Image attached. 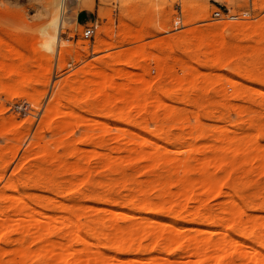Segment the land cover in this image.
<instances>
[{
    "label": "rangeland",
    "instance_id": "1",
    "mask_svg": "<svg viewBox=\"0 0 264 264\" xmlns=\"http://www.w3.org/2000/svg\"><path fill=\"white\" fill-rule=\"evenodd\" d=\"M205 1H208L209 4L206 13L202 11L201 4ZM90 7L96 11V31L93 38L85 39L82 37L84 28L76 25L74 16L81 8ZM81 8H79L77 0H0V189L7 178L13 175L18 164L26 167L24 168L26 171L31 169L30 173L33 175H29L32 176L33 183L30 184V193L40 198L43 197L44 201L48 197V200L50 199L53 203L52 209L48 212L57 218V222L59 221V223H54L56 229L51 236L52 241L66 242L64 237L67 230L58 217L68 216L78 218L83 222L87 219L107 215L105 211L108 210L130 211L133 208L124 207L121 204L99 203L97 197L101 194H106L112 199L121 196L128 197L134 185L143 183L142 187H148L151 185V181L153 185L155 184L154 179L156 181L158 177L156 175L164 172L163 169L166 167L164 163V166L162 163L160 167V164L156 165L157 169L156 166L151 168L152 164L149 161H141L137 158L134 160V157L130 158V161L127 152L133 147L139 149L136 144L140 140L136 135H131L132 133L142 132L162 148L171 150L173 152L171 155L175 157L185 156V150H188L189 153L193 150H202L200 143H202V147L207 143L212 144L209 147H213V144L218 145L216 138L221 132L229 135H232L234 131L239 134L257 133L259 142L264 146V84L252 82L245 77L236 75L232 71L234 62L227 67L216 68L214 71L208 64L201 61L204 57L197 54L201 60H195L193 64L201 74L199 75L200 79L213 71L212 73L217 74V76L216 74L211 76L215 81L217 80L215 85L211 86L202 80L196 85V91L188 89L189 92L186 91L185 96L179 95L173 100L166 99L170 107L173 105L172 108L174 107L177 115L166 116L170 110V107H166L164 110L158 111L160 117L158 116L157 122L150 121V117L153 116L151 107L142 110L146 103L153 101L151 97L146 100L134 99L133 104L127 106L122 102L124 95L115 91H109L108 96L97 99L94 93L88 95L87 91L86 94L85 91L77 92L74 89L75 85L90 79L93 71L98 69L108 73L119 85L129 83L138 90H146L150 87L153 92L160 90L161 93L174 90L176 87L179 88V83H175L174 77H182L185 74V62H173L174 58L185 61L191 55L193 57L197 55L186 53L182 48L162 51L161 57L168 59V63H166L164 71L161 72L158 68L160 62L155 57L158 49L150 48L151 45L159 40L171 39L187 33L195 28L206 30L211 25L219 26L220 24L221 28L218 27L217 31L221 33V36L216 35L217 40L214 36L212 39L218 44H220L219 37L224 39L222 42L226 49L228 45L230 52L232 51L230 46L234 47V53L230 54L232 56L236 53L238 46L249 44L237 36L239 31H233L232 26L234 24L251 25L264 20V0H93V2L83 0ZM215 12H220V16L214 17ZM88 20L87 16L82 17V22ZM205 30L204 33L208 31ZM218 33L216 32V34ZM17 37L21 42H16L19 41L15 40ZM5 42L13 43V46L7 47ZM98 42H103L104 47L94 53L93 49L99 45ZM223 43L221 44L223 45ZM80 47H87L88 53L79 52ZM69 48L73 50H71L72 53L66 50ZM76 50L78 51L76 52ZM130 63L132 66H128ZM206 79L204 78V80ZM230 79L238 80L249 87L243 96L233 99V87ZM66 83L70 85L65 88L62 94L66 98L62 101L63 107L52 111V107L59 101L58 99H61L60 88H63ZM204 88H209L208 94H205ZM101 103H108L114 107L115 112L120 110L123 115L129 114L132 119L137 121L148 118L147 128L142 131L133 122L123 123L117 120L114 115L109 116L104 113L103 115L102 112H98ZM207 111L212 112L208 117L205 115ZM192 113L200 114L198 115L200 121L202 120L201 128L195 129L196 120L192 117ZM64 116L70 124L69 128L61 133V131L55 130L54 124ZM181 118H183L182 122ZM93 119L96 121L94 122ZM186 119L187 122L190 120V123H186ZM159 127H162L167 133L165 137L154 136ZM119 128H122L120 130L125 135L122 133V136L120 135ZM129 136L133 137L129 140ZM90 139H92V143L98 144H90ZM193 145L195 149H187L189 147L191 149ZM186 146L188 147L186 148ZM77 147L86 151L85 154L80 152L86 159L82 161L85 170L78 173L76 169L75 171L74 169L70 170V168L76 167L78 161L76 159L80 158L75 156ZM151 148L149 146L147 149L151 150ZM43 152L49 156L40 154ZM89 153L92 155L90 156ZM99 153H103L105 156H100ZM107 153L113 155L110 156L111 158L119 155L120 158L117 157V159H120L122 163L116 165L120 166L119 168L104 167V163L108 159ZM95 154L97 156H94ZM88 155L89 157H87ZM98 155L106 159H101ZM80 160H84L83 157ZM74 161H76L75 166H73ZM45 163L48 165L45 166ZM246 163L239 161L235 163V167L239 169L236 174L239 175H234L241 178L240 190L251 199L256 200L258 204L264 205V170L257 169L256 164L260 165L259 162L248 161V164ZM253 166L256 169L254 168V172L246 177L245 171ZM37 168L43 170L41 172L46 173L47 171L50 175L40 173L39 169L37 172H33ZM86 169L87 174L85 173ZM57 172L58 175L54 176L53 174H57ZM34 174L37 177H34ZM191 175L196 178V173ZM182 176V172L179 171L178 177L182 178ZM42 179L46 185L43 184ZM49 181L50 184H55L53 191L56 194L53 191L52 193L46 189L43 190L44 188L34 187L39 184L49 186ZM37 182L39 183L36 184ZM229 184H232L231 180L227 181V185ZM58 185L61 188L60 194L57 193ZM124 185H128V187L125 188ZM227 185L224 186V191H228ZM75 187L78 188L73 189ZM92 188L95 189L97 196L92 199L84 197L83 193ZM172 190L175 191L174 188ZM156 194L157 191H150L147 196L155 199ZM212 197L205 201L204 210L215 215L220 204L226 202L227 196L221 194ZM61 203L77 206L64 211ZM190 205L194 206L196 203L193 202ZM92 207H95L96 210ZM97 208H104V211ZM262 211L264 209L249 212L253 215H260L264 214ZM146 214L147 212H138L139 217ZM156 217L164 222L172 218L166 214ZM188 219H190L189 216L187 219H179V225L185 229L182 230L183 232L193 233L197 224ZM140 223L141 219L138 217L133 220L119 221L120 225L128 227ZM209 228L210 231L216 228L215 223H210ZM40 237L37 234L26 236L24 247L29 250L31 255L27 264H43L39 253L42 254L41 246L44 245L45 240L43 238L41 240ZM19 238L18 234H11L5 247L6 250L0 247L1 264L8 260H19L15 253L16 247L20 246ZM90 242L96 243L93 239H90ZM72 243L75 244L74 241ZM105 248L100 246V250L107 255H113L111 249ZM12 249L13 251H11ZM8 250L11 253L9 256L7 253L4 254ZM36 251L39 253L37 254ZM120 257L122 260L129 258L126 254H121ZM170 257L180 260L178 252H172ZM115 263L117 264V261Z\"/></svg>",
    "mask_w": 264,
    "mask_h": 264
},
{
    "label": "bare ground",
    "instance_id": "2",
    "mask_svg": "<svg viewBox=\"0 0 264 264\" xmlns=\"http://www.w3.org/2000/svg\"><path fill=\"white\" fill-rule=\"evenodd\" d=\"M201 4L202 11L206 13L209 5L208 1ZM218 27L220 29L221 25H211L209 29H206L208 31L204 29L206 31L205 33L208 32L207 34L204 33L203 29L201 30L199 28H195L187 31V33H183L171 39L159 40L151 45L150 48L158 49L157 53H155V57L160 62L158 68L161 72L164 71L165 65L168 63V59H162V51L168 49L172 51L174 48H182L186 53H195V55L199 54L204 57V59L202 57L203 60H201L198 55L194 57L191 55L190 58L188 57L189 59L185 61H182L180 58L173 57L174 61L171 58L173 62H185V74L182 77H174L175 83H179V88L176 87V89H174L172 87L174 90H171V88V91L161 93L159 92L160 90L153 92L150 87L146 90H138L129 83L119 85L115 82L113 77L106 72H102L100 69L95 72L93 71L90 79L80 82L78 85H75L76 88H73L77 92L85 91L86 93L87 91L88 95L90 93L91 95L94 93L97 99H102L108 96L109 91L121 93L124 95L122 102L127 106L133 104L134 99L142 98L146 100L151 97L153 98V101L151 103H146L142 107V110L151 107L153 110V116L150 117V121L157 122L159 119L158 111L162 109L164 110L166 107H170V104L166 102V99L173 100L179 95H184L186 91L189 92L188 89L193 91L195 89L196 91V85L202 80L204 82H208L211 86L215 85L217 80L215 81V79L211 76L216 73H212V71L209 75H204L202 76V79H200L199 75L201 74L193 64L195 60L203 61L204 64H208L214 71L216 68L223 66L227 67L230 63L234 62L232 65V71L236 75L245 77L252 82L264 84V20H260L259 22L251 25L234 24L232 26V28H234L233 31H239V35H237L238 37L249 42L246 46H238V49L235 47L237 51L232 56H230V54L232 52L234 53V47L230 46V48H232V51L230 52L228 51L230 50L228 49V45L227 49L224 46V39H221L220 37L218 38V42L220 44L223 43V45L218 44L212 39L213 36L215 38L216 35L221 36V33H218L217 31ZM216 32L218 34H216ZM18 37L15 40L18 39L19 41L16 42H21ZM5 43V46L7 47L13 46V43ZM98 44L99 45L93 49L94 53L100 51L104 47L103 42H98ZM21 46L23 47V45ZM66 50L69 53H72L73 51L70 48ZM77 51L78 50H76V52ZM80 51L88 53V48L80 47L79 52ZM128 66H132V63H130V65L128 64ZM204 78L207 79L204 80ZM230 82L233 87V99H237L241 95L243 96L249 88L247 85H244L235 79H230ZM69 85V83H66L63 88H60L59 94L61 93V99H58L59 101L52 107V111H57L59 107H63L62 101L64 99L66 100V98H64L65 96H62V94L64 93L65 88ZM208 89L204 88L206 91L205 94H208ZM203 92L204 91L202 90V93ZM172 106L173 105H171L170 110L166 114L168 117L177 115V112L174 107L172 108ZM238 107L240 106L238 105ZM113 108L114 107L108 103H101L98 107V112H102V114L104 113L109 116L114 115L117 120L123 123L133 122L142 131L147 128L146 125L148 123V118L137 121L132 119L129 114L123 115L120 110L115 112ZM180 111L181 110L179 109V112ZM211 113V111H207L205 115L208 117ZM198 114L192 113V117L196 120L195 129H199L202 126V120L200 121V114ZM182 119L183 118H181V122ZM95 121L96 120H94V122ZM188 122L186 119V123ZM249 122L251 124V120ZM55 123V130H58L59 132L61 131V133L65 132L69 128L70 124L65 116L60 118ZM186 126L188 127V124ZM120 129L122 128H119L120 135L122 136L124 133ZM131 135H136L137 139L139 137L140 140L138 141L140 142L137 141L136 144L139 149L133 147L134 149L130 148L128 152L125 151L129 153V159L134 157V160L137 158V160L149 161L152 164V167L149 165V168H154L158 164H160V167L164 163L166 166L163 169L164 172L162 173L160 170L161 174L159 173V175H156L158 177L156 181L154 179L153 182L155 184L153 185L152 181L151 185H148L150 183L146 184L148 187H142L143 183L142 185H139L140 183L138 185H134L131 189V194H129L128 197L121 196L120 198L117 197L116 199H112L106 194H101L97 197V201L102 204H121L124 207L128 206L137 210L132 209L130 211L120 212L108 210L105 211L107 212V215L94 219H87L83 222H81L78 218L68 216L58 217V219L62 220V225L67 230L64 237L66 242L51 240V236H53L54 230L56 229L54 223H59V221L57 222V218L48 212V210L50 211L52 209L53 203L50 199L48 200V197L46 202V200H42L43 197L40 198L35 194L30 193V184L33 183L32 176H30L33 175L30 173L32 170L30 169L29 171L27 169L26 171L24 169L26 167L18 164L13 171V175L7 178L3 187L0 189V247L6 250L5 247L8 244L11 234H18L20 236L18 241L20 246L16 247L15 253L18 255V257L17 255L16 257L17 259L19 258V260H8L2 264H27V260L31 255L29 250H26L24 247V241L26 236L29 234H37V236H41V240L42 238L45 240L44 245L41 246L42 254H40L39 251H36V253H39L41 256V263L43 264H116V261L117 264H264V214L253 215L249 212L255 210L260 211L264 209V205L258 204L256 200L251 199L240 190V187L242 186L240 185L241 178L240 176H236L239 175L236 174L239 169L235 167V163L237 161L242 163L247 162L246 164H248V161H254L256 163L259 162L260 164H256V166H258L257 169L261 170L262 168L264 170V146H262L259 142L257 133L239 134L234 131L232 135H229L228 133L221 132L216 138L218 140V145L213 144V147H209V145L212 144L207 143V145L203 143L205 147L204 149V147H202V143H200L201 148H203L202 150H193L192 152L190 151V153L188 150H185L186 155H182L180 157L172 156L171 154H173V152H171V150L164 147L162 148V146L153 141L152 138L143 135L142 132L132 133ZM166 135L167 133L162 127L157 128L154 133V136L156 137H165ZM126 136L128 137V135ZM131 137L129 136L128 139L130 140ZM167 140L169 139L167 138ZM83 143L85 144V142ZM90 144L98 143H92V139H90ZM149 146L150 148L152 147L151 150L147 149ZM187 147L188 146H186V148ZM187 149L192 150L195 149V147L193 145L191 149L190 147ZM45 152L40 154L47 155ZM80 152H82L81 154L86 153L85 149L77 147L75 156H79L80 158L83 157L84 160H80V158L76 159L78 160L76 167L70 168V170L74 169V171L76 169L77 173L84 172L85 170V167L83 166L84 163L82 164V161H85L86 159L85 156L80 154ZM96 154L94 156H97ZM71 155L74 156L72 153ZM89 155L87 157H89ZM99 155L105 156L103 153H99ZM47 156H49V154ZM110 156L113 155L110 154L107 156L108 159L105 161L104 167L119 168L120 166H116L121 163L120 159H117L119 155L114 156V158H111ZM103 158L105 157H102L101 159ZM75 162L76 161H74L73 166H75ZM47 163H45V166ZM52 166H54V164ZM58 168L56 169L57 171ZM156 168L158 169L157 166ZM254 168L255 167L253 166L246 171L244 170L246 177L254 172L256 169ZM38 169L39 168L33 172H37ZM39 171L40 173H45L41 172L43 170L39 169ZM179 171L183 174L182 178L178 177ZM46 173L48 172L46 171ZM85 173L87 174V169ZM194 173H196V178L191 175ZM257 173L258 172H256V174ZM48 174L50 175V173ZM53 175H58V172ZM54 176L52 177L55 178ZM34 177H37V175L34 174ZM45 178L48 180L47 177ZM126 178L128 179V176H126ZM36 179L35 182L37 181ZM42 180L43 184L46 185L44 179ZM228 180H231L232 184L227 185ZM50 181L48 182L49 186H42L39 184L34 185V187L44 188L43 190L46 189L47 191L52 192L55 184L51 183L54 184L51 185ZM38 183L39 182L36 184ZM60 185H58L59 190L57 193L61 190ZM225 185L228 186V191H224ZM124 186L125 188L128 187V185ZM78 187L80 188V186ZM173 188L175 191L172 190ZM150 191H157L155 199L147 196ZM53 192L55 193V191ZM221 194H225L227 199L225 203L220 204L217 213L212 215V213L206 212L204 210L205 201L212 196L215 197ZM83 196L92 199L97 195L95 189L92 188L83 193ZM193 202L196 203V205L191 206L190 203ZM75 206L77 205H67L66 203L61 205L64 211H68ZM92 209L96 210L95 207H92ZM97 209H103L104 211V208ZM138 212H147V214L139 217ZM160 214H166L172 218L171 220L164 222L156 217ZM188 216L190 217L188 220L197 224V228L193 233L183 232L182 230L185 229L179 225V219H187ZM137 217L141 219V223L136 226L128 227L119 224L120 220L128 221L136 219ZM212 222L215 223L216 228H213V230L210 231L209 225ZM90 239H93L96 243H91ZM73 241L75 244L72 243ZM100 246L111 249L113 255H107L105 252L100 250ZM11 251H13V249ZM172 252H178L180 260L171 258L170 254ZM5 253H7L8 256L11 254L9 250L4 252V254ZM121 254H126L129 258L122 260L120 257Z\"/></svg>",
    "mask_w": 264,
    "mask_h": 264
},
{
    "label": "crops",
    "instance_id": "3",
    "mask_svg": "<svg viewBox=\"0 0 264 264\" xmlns=\"http://www.w3.org/2000/svg\"><path fill=\"white\" fill-rule=\"evenodd\" d=\"M83 0H77L79 8H81V3ZM86 2H89L90 0H85ZM93 2V0H91ZM93 5V4H92ZM93 7V6H92ZM92 7L90 8H81L74 16V21L78 27L85 28L89 25H91L94 21H97L96 19V11L92 10ZM87 16L89 20L87 22H82V17Z\"/></svg>",
    "mask_w": 264,
    "mask_h": 264
},
{
    "label": "built area",
    "instance_id": "4",
    "mask_svg": "<svg viewBox=\"0 0 264 264\" xmlns=\"http://www.w3.org/2000/svg\"><path fill=\"white\" fill-rule=\"evenodd\" d=\"M214 17H219L220 16V12H215ZM96 22L94 21L91 25L85 27L82 31V37L85 39H90L93 38L95 35V31H96Z\"/></svg>",
    "mask_w": 264,
    "mask_h": 264
}]
</instances>
